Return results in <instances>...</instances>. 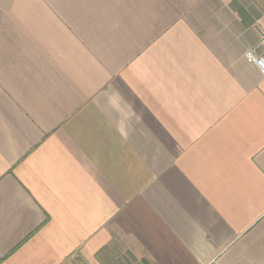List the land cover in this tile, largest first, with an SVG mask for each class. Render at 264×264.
Listing matches in <instances>:
<instances>
[{
  "label": "crops",
  "instance_id": "crops-1",
  "mask_svg": "<svg viewBox=\"0 0 264 264\" xmlns=\"http://www.w3.org/2000/svg\"><path fill=\"white\" fill-rule=\"evenodd\" d=\"M264 0H0V264H264Z\"/></svg>",
  "mask_w": 264,
  "mask_h": 264
},
{
  "label": "built area",
  "instance_id": "built-area-1",
  "mask_svg": "<svg viewBox=\"0 0 264 264\" xmlns=\"http://www.w3.org/2000/svg\"><path fill=\"white\" fill-rule=\"evenodd\" d=\"M259 46L261 48V54L254 55L252 52H247L246 59L262 76H264V34L260 37Z\"/></svg>",
  "mask_w": 264,
  "mask_h": 264
}]
</instances>
